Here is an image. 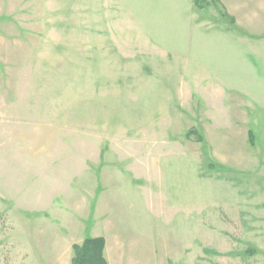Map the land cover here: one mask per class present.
Listing matches in <instances>:
<instances>
[{
    "label": "rangeland",
    "instance_id": "rangeland-1",
    "mask_svg": "<svg viewBox=\"0 0 264 264\" xmlns=\"http://www.w3.org/2000/svg\"><path fill=\"white\" fill-rule=\"evenodd\" d=\"M199 1L0 0V264H264V0Z\"/></svg>",
    "mask_w": 264,
    "mask_h": 264
},
{
    "label": "trees",
    "instance_id": "trees-1",
    "mask_svg": "<svg viewBox=\"0 0 264 264\" xmlns=\"http://www.w3.org/2000/svg\"><path fill=\"white\" fill-rule=\"evenodd\" d=\"M200 1L196 0L198 4ZM233 21V19H231ZM234 22V21H233ZM196 136L199 142H202L203 139L200 137L195 129L189 131L187 137ZM250 141H254L253 131L249 132ZM105 246L104 239H91L88 238L84 241L82 246H75V257L72 260V264H107L106 260L103 257V250Z\"/></svg>",
    "mask_w": 264,
    "mask_h": 264
}]
</instances>
